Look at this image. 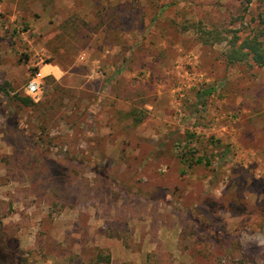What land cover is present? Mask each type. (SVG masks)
Returning a JSON list of instances; mask_svg holds the SVG:
<instances>
[{
    "label": "rangeland",
    "instance_id": "374dc122",
    "mask_svg": "<svg viewBox=\"0 0 264 264\" xmlns=\"http://www.w3.org/2000/svg\"><path fill=\"white\" fill-rule=\"evenodd\" d=\"M262 10L0 0L4 264H264V67L197 31Z\"/></svg>",
    "mask_w": 264,
    "mask_h": 264
},
{
    "label": "trees",
    "instance_id": "16d2710c",
    "mask_svg": "<svg viewBox=\"0 0 264 264\" xmlns=\"http://www.w3.org/2000/svg\"><path fill=\"white\" fill-rule=\"evenodd\" d=\"M257 2L263 7V10L258 14L257 19L253 18L254 23H250L249 25L252 26L249 28L229 30L226 32L227 35L222 32H215V30L207 31L203 26L197 29L200 37L205 40L206 44L215 45L226 43L227 50L225 52V58L229 65L245 63L259 68L264 67V0H257ZM16 99L21 105L29 108L37 106L39 103L29 96L17 95ZM131 114L129 116L134 117V123L139 124L141 120L136 118L135 112ZM203 162L204 160L199 158L195 163L202 164ZM5 261L4 254L0 249V264H4Z\"/></svg>",
    "mask_w": 264,
    "mask_h": 264
},
{
    "label": "built area",
    "instance_id": "2783aa9c",
    "mask_svg": "<svg viewBox=\"0 0 264 264\" xmlns=\"http://www.w3.org/2000/svg\"><path fill=\"white\" fill-rule=\"evenodd\" d=\"M40 91V84L36 81H32L28 86L29 95L35 96Z\"/></svg>",
    "mask_w": 264,
    "mask_h": 264
}]
</instances>
